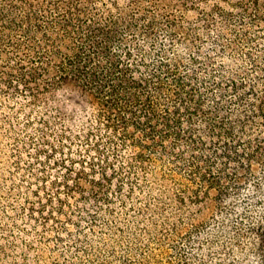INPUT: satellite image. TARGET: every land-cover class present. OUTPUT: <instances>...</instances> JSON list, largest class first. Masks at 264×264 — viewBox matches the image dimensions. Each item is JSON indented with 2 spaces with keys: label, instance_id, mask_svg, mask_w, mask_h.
Segmentation results:
<instances>
[{
  "label": "trees",
  "instance_id": "obj_1",
  "mask_svg": "<svg viewBox=\"0 0 264 264\" xmlns=\"http://www.w3.org/2000/svg\"><path fill=\"white\" fill-rule=\"evenodd\" d=\"M263 189L264 0H0V264H207Z\"/></svg>",
  "mask_w": 264,
  "mask_h": 264
},
{
  "label": "rangeland",
  "instance_id": "obj_2",
  "mask_svg": "<svg viewBox=\"0 0 264 264\" xmlns=\"http://www.w3.org/2000/svg\"><path fill=\"white\" fill-rule=\"evenodd\" d=\"M258 196L244 218L246 226L240 237L233 235L232 240L221 248H206L204 252L197 248L207 264H264L262 254L258 251L260 242L264 243V189ZM239 202L243 203L240 206H247L248 203L243 199H239ZM236 217L232 215V219ZM195 262H198L196 258Z\"/></svg>",
  "mask_w": 264,
  "mask_h": 264
}]
</instances>
